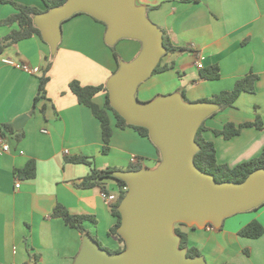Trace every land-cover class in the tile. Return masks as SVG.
I'll use <instances>...</instances> for the list:
<instances>
[{
    "label": "crops",
    "instance_id": "0c3cea01",
    "mask_svg": "<svg viewBox=\"0 0 264 264\" xmlns=\"http://www.w3.org/2000/svg\"><path fill=\"white\" fill-rule=\"evenodd\" d=\"M15 1L46 10L42 0ZM137 4L147 9L148 18L173 46L188 49L166 53L162 69L140 85L139 101L147 103L175 93L190 103L210 100L232 91L239 80L255 75L254 92L241 94L233 107L208 117L203 137L214 143L220 165L234 168L260 157L264 149V0H137ZM16 13L11 4L0 3V22ZM18 29L17 24L0 26V40ZM105 34L104 25L79 13L62 24V39L55 55L37 35L10 43L0 55V134L10 144L8 152L0 147V264H32L34 256L38 257L37 264L75 263L85 236L62 218H51L58 205L72 215L91 217L84 223L89 234L103 247L119 249L117 238L109 235L116 218L101 197V187L79 185L93 168L127 171L136 164L151 169L159 165L154 144L132 128H118L111 113L114 133L109 153H103L100 121L70 89L73 81L82 86L107 84L117 70ZM121 42H126L117 51L121 60H134L142 45L123 39L116 46ZM47 58L52 66L47 74L46 98L39 101L32 114ZM4 59L39 70L28 73L4 64ZM211 67L219 68V79L202 77V71ZM94 101L103 107L106 96L101 93ZM21 115L30 119L16 131L13 123ZM258 119L262 128L245 127L232 139L216 134L227 123L239 126ZM4 125H12L15 133ZM74 157H86L93 166L69 162ZM31 160L36 162V177L19 178L16 170ZM18 181L20 188H16ZM100 183L108 192L119 191L114 179L105 178ZM253 221L264 227V205L226 218L220 229H180L207 264H264V235L258 239L240 235Z\"/></svg>",
    "mask_w": 264,
    "mask_h": 264
},
{
    "label": "water",
    "instance_id": "95a60500",
    "mask_svg": "<svg viewBox=\"0 0 264 264\" xmlns=\"http://www.w3.org/2000/svg\"><path fill=\"white\" fill-rule=\"evenodd\" d=\"M79 13L106 24L105 42L113 47L123 39L139 41L142 49L130 62L121 61L107 82L111 106L129 125L148 129L159 149L161 162L154 168L118 171L113 177L127 184L118 210V234L126 249L112 253L90 234L83 239L74 264H207L204 257L190 258L180 249L177 224L220 229L226 218L264 205V169L252 172L244 182L218 183L195 164L200 151L197 133L220 107L211 102H186L181 94L164 95L143 103L140 85L155 72L167 50L164 32L147 16L137 0H68L38 14L35 25L55 55L62 39V24ZM29 115L14 123L22 130Z\"/></svg>",
    "mask_w": 264,
    "mask_h": 264
},
{
    "label": "trees",
    "instance_id": "16d2710c",
    "mask_svg": "<svg viewBox=\"0 0 264 264\" xmlns=\"http://www.w3.org/2000/svg\"><path fill=\"white\" fill-rule=\"evenodd\" d=\"M46 6L45 11H41L40 9L34 6H27L17 3L15 0H0L2 4H11L16 10L17 13L8 17L7 19L0 22V26H11L17 24L19 26L18 30H13L8 36L0 40V55L3 54L6 47L10 43L20 42L22 40H26L33 35H37L41 38L42 41L43 37L41 31L34 23V18L36 15L48 12L53 8L59 7L64 5L68 0H42ZM183 3H192V2H200L201 0H181ZM88 15V14H87ZM90 16V15H89ZM92 17V16H91ZM97 22L101 23L107 29L105 23L95 19ZM45 42V41H44ZM46 43V42H45ZM140 43V42H139ZM141 44V43H140ZM164 46L167 50V53H180L185 52L188 49L183 47H175L173 46L169 39L164 36ZM110 49L113 51L114 57L118 63V68L115 73L119 69V65L121 57L116 50V45L111 47ZM162 62V61H161ZM161 62L157 66L154 73H158L161 69ZM52 66V61L50 58H47V64L43 69V74L40 76V84L38 94L34 100V106L32 109V114L35 112L37 105L41 99L46 98L47 90L46 86L49 82L48 72L50 71ZM202 77L208 80H217L220 78V71L218 67H211L202 71ZM257 77L255 75H249L241 80H239L235 88L232 91H225L218 95H215L210 100H203L199 102H211L220 107V111L226 110L234 106L237 99L243 93H253L255 90V82ZM70 89L78 98L80 104H83L91 109L93 115L100 121L101 128H102V138H103V153L107 154L110 151V142L114 133V129L111 125V115L116 120V126L120 129L132 128L137 131L141 136L148 138L151 142V138L149 135V131L143 127H137L133 125H129L126 120L116 111L113 109L109 99V91L107 89V84L100 85V86H82L78 81H73L70 83ZM103 93L106 96V101L103 107L99 106L95 103L94 99L97 95ZM258 127L262 128V121L258 119L256 123H246L242 125H235L233 123L225 124L223 130L216 131V134L224 136L225 139L229 140L233 137L239 135L243 128L245 127ZM4 129L9 130L11 133H15L12 125H4ZM205 130L204 123L201 125L197 136L196 142L200 146V151L195 156V164L204 172L212 174L215 177V180L218 183L223 182H244L248 176L259 169H264V149L260 157L253 159L248 162H244L234 168H230L227 165H220L217 161L216 155V148L214 143L206 140L203 137V132ZM3 136V135H2ZM4 137V136H3ZM22 136H20L21 138ZM152 144H154L152 142ZM155 146V145H154ZM156 147V146H155ZM158 154L160 156V151L156 147ZM71 163L76 164H86L89 166H93V163L89 161L86 157H74L69 160ZM161 162V156L159 163ZM143 167L141 165H132L130 166L127 171H137L141 170ZM122 171L117 168H107L105 170H97L95 168L92 169L91 174L84 178L79 185L81 188H93V187H101L102 190L107 191L105 186L100 183V180L105 178H111L116 180L118 185V198L115 203H113L111 207L112 215L116 218V224L110 229L109 235L114 236L117 238L118 242L120 243V247L117 250H109L103 247L99 241L98 243L100 246L112 253H119L126 249V244L124 239L118 234V228L121 226V214L118 210L122 200L124 199L127 190V184L122 181L115 179L113 177L114 172ZM16 175L24 180H32L36 177V162L34 160L29 161L26 166L22 169L16 170ZM51 218H62L70 227L77 229L82 235L86 236L89 232L85 229L84 223L89 220L91 217L89 216H77L72 215L68 212L66 208L61 205L55 207L54 211L51 214ZM180 226H186L185 224H177L175 226V233L176 235L180 236L181 243L180 249H187V256L190 258L200 257L201 252L194 247H191L189 244V240L187 235L180 229ZM240 235L243 237L251 238V239H258L264 235V227L257 221H253L244 227L240 231ZM33 263H38V257L34 256L32 258Z\"/></svg>",
    "mask_w": 264,
    "mask_h": 264
},
{
    "label": "built area",
    "instance_id": "2783aa9c",
    "mask_svg": "<svg viewBox=\"0 0 264 264\" xmlns=\"http://www.w3.org/2000/svg\"><path fill=\"white\" fill-rule=\"evenodd\" d=\"M3 63L6 65L17 67V68H19L25 72L32 73V74L37 73L39 70L37 68L32 69L27 64L16 63L15 61H13L11 59H4ZM198 67L202 68V65L200 63H198ZM0 147H1L3 152L10 151V144L7 142V140L1 134H0ZM66 154H68V151H66ZM132 163H136V159H133ZM16 188H20V181H18ZM125 189L127 190V188H125ZM101 197L104 199V201L108 205L111 206L113 203H115L117 201L118 193H116V192L111 193V192L102 190L101 191Z\"/></svg>",
    "mask_w": 264,
    "mask_h": 264
},
{
    "label": "rangeland",
    "instance_id": "374dc122",
    "mask_svg": "<svg viewBox=\"0 0 264 264\" xmlns=\"http://www.w3.org/2000/svg\"><path fill=\"white\" fill-rule=\"evenodd\" d=\"M17 2V1H16ZM18 3V2H17ZM126 42H121L120 44H118V46H116V49H117V51H118V49H122L123 47H125L126 46V44H125ZM122 47V48H121ZM112 51V50H111ZM113 52V51H112ZM138 55V54H137ZM136 55V56H137ZM128 56H130L129 54H127L126 55V57H128ZM135 58V57H134ZM133 60V59H132ZM141 101V100H140ZM141 102H143V101H141Z\"/></svg>",
    "mask_w": 264,
    "mask_h": 264
}]
</instances>
